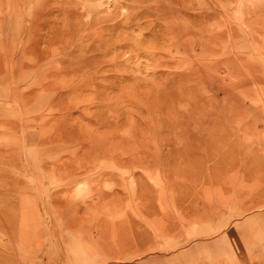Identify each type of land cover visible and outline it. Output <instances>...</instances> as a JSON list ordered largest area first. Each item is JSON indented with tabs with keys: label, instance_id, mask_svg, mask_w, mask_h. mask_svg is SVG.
<instances>
[{
	"label": "rangeland",
	"instance_id": "obj_1",
	"mask_svg": "<svg viewBox=\"0 0 264 264\" xmlns=\"http://www.w3.org/2000/svg\"><path fill=\"white\" fill-rule=\"evenodd\" d=\"M189 1L81 72L61 6L0 0V264H264V0Z\"/></svg>",
	"mask_w": 264,
	"mask_h": 264
},
{
	"label": "bare ground",
	"instance_id": "obj_2",
	"mask_svg": "<svg viewBox=\"0 0 264 264\" xmlns=\"http://www.w3.org/2000/svg\"><path fill=\"white\" fill-rule=\"evenodd\" d=\"M53 1H54V4H58L59 9L61 6V10H60L61 14H60V17L58 18V24H59V26H58L59 30H57L58 36L61 39H66L69 37V41H72L71 45L69 46L70 50L67 49V51H71V53L68 54V58H65L64 61L62 60L63 62H61V64H67L68 65L69 62H72V61H68L70 58L75 59V60H77L76 63L78 65V71H81V72H84L87 70L93 71L94 70L93 67L96 66L95 64H98L100 62V60L103 63L106 61V60H103V58H102L103 54H105L106 52L101 51V50H103L101 48L103 46H105V45L101 46V44L104 42H102V43L99 42V41H101L100 40L101 38L99 39V37H101L102 32L99 33V32H97V30L101 29V31H102L103 30L102 28L105 27V25L108 26L110 22H111V29H113V30L110 29L111 31H118V30L119 31H121V30L125 31L126 29H129V28H132L131 30H133V27L134 28L138 27L141 25L142 22H147V21L151 20L152 18L158 19L160 21L161 19H164V18L166 19L169 17H174L175 14L177 12H179L180 10H183L185 12L184 16L187 17V18H185V20L188 19V16L190 17V15L188 13V8H189L188 5L190 4L189 0H167L166 2H163V0H128V2H126V3H122L119 1H115V0H107L106 2H103L101 0H92V1H97V2L92 4L91 7L88 6L90 8H87V9H83L82 8L83 5H81V4L83 2L89 1V0H63V1L53 0ZM171 3H173V5H171ZM72 4H74L75 7L78 6L79 9L76 10L73 7L71 8L70 6H72ZM80 5H81V7H79ZM189 6H191V4ZM101 7L102 8L104 7V8L101 9ZM81 18L82 19L86 18V19L82 20ZM117 18H118V20H116ZM159 18H161V19H159ZM188 21H189V19H188ZM156 22H157V20H156ZM171 22H172L171 20H165L162 23V20H161V23H162V26L164 27V30L168 31V33H169V31L174 32V30H175L174 23H171ZM152 24H154V23H152ZM152 24H151V27H152ZM158 24L159 23L157 22V25ZM95 25H96L97 29H95L96 31H94L93 30L94 28H93L92 29L94 31L93 33H91L92 31L90 33H87V34L80 33L81 31L85 30L86 28H89V27L92 28ZM187 25H190V24H187ZM183 26H185V25H183ZM105 28H108V27H105ZM109 28H110V26H109ZM115 29H117V30H115ZM182 29H184V28H182ZM182 29L180 27H177L176 32L177 33L180 32L179 34H181ZM108 31H109V29H108ZM119 31H118V33H120ZM122 31H121V33H125ZM109 33H110V31H109ZM112 34H113V32H112ZM116 35H118V34H116ZM118 36H120V35H118ZM108 38H110V37H108ZM125 38H127V37H125ZM155 38L157 39V37H155ZM128 40H130V39H128ZM104 41H106V40L104 39ZM113 41H114V39L111 40L112 43H113ZM74 42H78V43L80 42L81 44H83V43L87 44L88 43V45H87L88 49H85V50H86V52L90 53L89 57L84 56L85 50L81 51V52H78L79 51L78 50L76 52L75 48L73 47V45H75ZM115 42L113 45L114 47L117 44V43L115 44ZM129 42H131V41H129ZM106 43L110 46V43H108V42H106ZM120 46L123 47V44ZM110 48H111V46H110ZM114 57H115V55H114ZM108 61H110V60H108ZM108 65H109V63H108ZM68 66H71V65L69 64ZM75 71H77V70H75ZM73 73L72 74L68 73V74L71 75L70 77H72ZM181 76H180V78H181Z\"/></svg>",
	"mask_w": 264,
	"mask_h": 264
}]
</instances>
